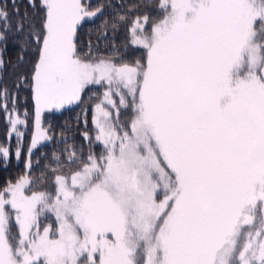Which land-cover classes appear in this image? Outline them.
I'll return each mask as SVG.
<instances>
[{"label": "snow or ice", "instance_id": "1", "mask_svg": "<svg viewBox=\"0 0 264 264\" xmlns=\"http://www.w3.org/2000/svg\"><path fill=\"white\" fill-rule=\"evenodd\" d=\"M31 3L44 13L25 37L37 54L31 148L50 138L43 112L101 85L85 139L103 151H69L53 192L27 176L0 190V264H264V0H159L158 18L129 27L143 63L77 52V28L99 7ZM3 95L15 131L25 121Z\"/></svg>", "mask_w": 264, "mask_h": 264}, {"label": "trees", "instance_id": "2", "mask_svg": "<svg viewBox=\"0 0 264 264\" xmlns=\"http://www.w3.org/2000/svg\"><path fill=\"white\" fill-rule=\"evenodd\" d=\"M36 2L38 3V0ZM83 2L92 10L99 7L101 13L92 20L83 22L77 29V52L82 58L111 59L113 62L126 63L145 61L146 51L130 43L129 27L134 15L147 14L150 19L158 18L159 0ZM2 9H6L8 21L7 24L0 21V31H3L6 37L0 41L1 58L4 61L0 68V101L5 99L3 91L6 90L9 109L17 110L25 120V139L19 160L13 151H10L7 160L0 157V190L10 182L15 183L21 177L28 176L31 180L29 188L32 190L53 192L55 174H66L71 170L69 151L76 149L78 156L86 157L90 143L91 150L96 155L103 151L99 143L86 140L85 133L92 138L96 135L94 109L96 103L102 100L105 87H88L76 106L60 114L47 113L43 116V127L51 136V141L38 148L31 156V166L27 170L26 148L32 136L35 111L30 79L37 54L35 42L26 44L25 37L28 34L29 22L36 30H40L44 13L41 8H34L28 0H0V10ZM122 15L127 16V22L119 21V16ZM21 23L25 29L23 34L18 30ZM9 129L7 113L0 108V149L8 145ZM48 217L50 223L54 222L52 217Z\"/></svg>", "mask_w": 264, "mask_h": 264}, {"label": "rangeland", "instance_id": "3", "mask_svg": "<svg viewBox=\"0 0 264 264\" xmlns=\"http://www.w3.org/2000/svg\"><path fill=\"white\" fill-rule=\"evenodd\" d=\"M28 1L31 3V0H28ZM86 21H88V20H86ZM86 21H85V22H86ZM78 28H79V27H78ZM78 28H77V29H78ZM1 56H2V51H1V48H0V58H1ZM0 68H1V66H0ZM91 86H99V85H89L88 87H91ZM88 87H87V88H88ZM105 91H106V87H105ZM82 94H83V93H82ZM114 98H115V99H118L117 97H114ZM102 99H103V98H102ZM77 104H78V103H77ZM77 104H73V105H70V106H66V107H64V108H62V109H60V110H52V111H45V112H43L42 115H41V128H42L44 131H46V128L43 127V116H44L45 114H47V113L60 114V113H62L64 110H67V109H69V108H71V107H74V106H76ZM34 105H35V102H34ZM12 109H13V108H10L9 111H12ZM34 109H35V107H34ZM15 115H19L20 119L23 120V121H25L24 118L20 115V113H18L17 110L14 109V112H13V118H14ZM7 120H8V122H9V127H10V129H9V135H8V145H7V147L2 148V149H7L9 154H10V151H13V152H14V155H15L16 158H18V160H19V158L21 157V154H22V152H23V149H24L25 124H18V125H16V130L13 131L8 114H7ZM46 132H47V131H46ZM47 134H48V133H47ZM35 135H36V128H35V111H34V122H33L32 136H31L30 143H29L28 147L26 148V156H25V158H27V161H26L27 163L25 164L27 170H29V169H30V166H31V163H29V159L31 158V156L36 152V150H37L38 148H40L41 146H43V145H45V144H47V143H49V142L51 141V136L48 134V136L50 137L49 139L41 141V142L37 145L36 148L32 149V148H31V142H32V140L35 138ZM11 144H13L12 147H11ZM17 151H19V153H20L19 156L16 155ZM29 153H30V154H29ZM0 155H1L0 157H1L3 160H7L8 157H9V155H8L7 157H4L2 153H0ZM27 177H28V176H27ZM29 186H30V185H29ZM27 191H28V190L26 189V194H27ZM45 215H46V216H50V217L53 218V220H55L54 216H52L51 213H47V214H45ZM41 219L43 220L44 217L42 216Z\"/></svg>", "mask_w": 264, "mask_h": 264}]
</instances>
